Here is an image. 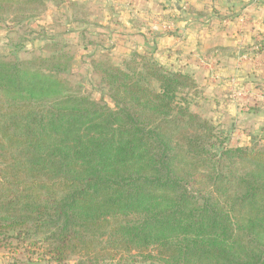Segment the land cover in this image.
Instances as JSON below:
<instances>
[{
	"label": "trees",
	"instance_id": "obj_1",
	"mask_svg": "<svg viewBox=\"0 0 264 264\" xmlns=\"http://www.w3.org/2000/svg\"><path fill=\"white\" fill-rule=\"evenodd\" d=\"M47 1L0 0V21L30 20ZM18 31L0 28V250L15 254L9 264H24L16 253L34 239L56 264L81 251L78 264H95L97 246L153 250L148 259L165 264H264L262 134L247 128L249 142L232 143L226 126L194 112L196 74L167 70L149 52L117 64L109 46L91 58L97 100L64 35ZM243 54L264 57V33ZM239 104L250 116L264 109Z\"/></svg>",
	"mask_w": 264,
	"mask_h": 264
},
{
	"label": "crops",
	"instance_id": "obj_2",
	"mask_svg": "<svg viewBox=\"0 0 264 264\" xmlns=\"http://www.w3.org/2000/svg\"><path fill=\"white\" fill-rule=\"evenodd\" d=\"M107 3L111 13L103 17L110 20L114 15L115 22L111 21L109 27L122 28L124 40H120L119 50L123 53L129 51L126 47L129 41L137 52H154L167 60L171 68L195 73L198 79L210 73L216 78L226 75L233 81L243 75L240 80L246 81L251 90L256 77L261 83L264 81V57L254 59L243 54L244 48L252 47L264 33V0H107ZM228 51L233 55L223 53ZM227 64L234 67L223 68ZM231 108L233 112L234 106Z\"/></svg>",
	"mask_w": 264,
	"mask_h": 264
},
{
	"label": "rangeland",
	"instance_id": "obj_3",
	"mask_svg": "<svg viewBox=\"0 0 264 264\" xmlns=\"http://www.w3.org/2000/svg\"><path fill=\"white\" fill-rule=\"evenodd\" d=\"M108 4L107 0H50L45 5L34 6L33 11L26 12L27 16H33L32 19L23 22L10 17L6 22L0 21V28L14 26L21 34L28 33L29 31L39 32L44 28L47 29L50 35H64L65 37L63 38L67 40L69 45L68 50L76 56L74 65L70 63L74 70L81 72L80 77L82 79L79 81L87 87V92L93 98L99 100L101 98L99 89L94 87L93 81L90 85L88 71V69H91L89 65L90 59H100L102 57V48L109 46H112L114 49L110 55V59L117 64L132 52H137L136 48L129 46V41L126 42V47L129 48L127 53L119 50L120 40H124V32H122V28L109 27L111 21L115 22L114 15L111 16L112 19L110 20H105L103 17V15L107 17L106 14L111 13ZM52 26L57 30L51 31L50 28ZM143 29L144 31L147 30L146 28ZM1 36L2 34L0 33ZM112 39L114 40L111 41ZM41 45H44V43L41 42ZM86 46H90V48L83 50ZM28 48L31 49L32 47L29 46ZM149 53L152 54V57L155 56L167 70H178L167 65V60L160 58L156 53ZM223 53L226 56L233 55L229 51ZM140 54H148V52ZM228 67H234V64L223 66V68ZM240 77H243V75ZM240 77L234 78L232 81L226 75L216 78L212 77V74L209 73L208 76L206 75L201 79H197L202 92L198 96V106L193 108L194 112H198L206 119H210L214 124L226 126L231 132L230 138L232 143L236 141L249 142V139L244 137L243 133L247 128H251L254 134H262L264 138V131H262L264 129V109L259 114L252 116L246 115L243 112L244 110L238 109V106H240L239 102L244 103L246 101L248 104H253L257 100L264 102V93L257 87L261 83L260 78L256 77L257 80L255 79L252 82L253 89L251 90V88L246 87V81H241ZM77 79L76 76L72 78L74 82ZM249 94L250 96H248ZM232 106L236 108L235 116H233L234 111L232 112ZM33 242H36L37 246H30V243H27L24 245V248L16 253V255L23 256L25 260L24 264H50V262L51 264H56L52 259L53 254L46 243L40 239H34ZM105 249L102 246H97L96 252L98 257L95 264H165L159 261V259H148L150 252L151 256L157 255L153 250L140 253L138 250L133 252H113ZM85 254V251H81L78 255L71 256L66 264H78L81 261L86 262ZM110 254L114 257L109 258ZM14 255L9 251L0 250V264H9Z\"/></svg>",
	"mask_w": 264,
	"mask_h": 264
},
{
	"label": "water",
	"instance_id": "obj_4",
	"mask_svg": "<svg viewBox=\"0 0 264 264\" xmlns=\"http://www.w3.org/2000/svg\"><path fill=\"white\" fill-rule=\"evenodd\" d=\"M233 111H234V115H235V113H236V108L235 107L233 108Z\"/></svg>",
	"mask_w": 264,
	"mask_h": 264
}]
</instances>
